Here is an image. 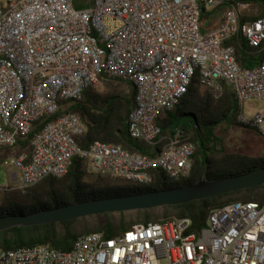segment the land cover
<instances>
[{
	"label": "built area",
	"instance_id": "obj_1",
	"mask_svg": "<svg viewBox=\"0 0 264 264\" xmlns=\"http://www.w3.org/2000/svg\"><path fill=\"white\" fill-rule=\"evenodd\" d=\"M75 2L0 0V149L29 140L26 150L0 164L16 170L19 188L65 178L75 156L91 174L134 186L152 184L156 169L172 181L191 176L195 148L180 129L152 158L99 140L80 148L77 138L87 132L81 115L56 116L105 78L134 91L127 117L133 139L157 143L158 119L185 95L196 72L214 96L221 82L229 84L238 122L264 139V58L244 70L234 48L224 45L239 33L251 47L264 43V15L251 19L260 14L257 5L77 0L76 8ZM203 10L219 17L205 24ZM250 99L259 106L247 116ZM191 226L188 218H171L137 223L110 238L85 234L68 251L46 244L0 249V264H264V201L228 202L209 211L200 231Z\"/></svg>",
	"mask_w": 264,
	"mask_h": 264
},
{
	"label": "trees",
	"instance_id": "obj_2",
	"mask_svg": "<svg viewBox=\"0 0 264 264\" xmlns=\"http://www.w3.org/2000/svg\"><path fill=\"white\" fill-rule=\"evenodd\" d=\"M241 1L260 5L263 8L259 15H253L251 19L264 15V0ZM75 7H80L77 0ZM206 14L203 10L202 20L206 19ZM224 45L234 48L236 61L244 70L255 69L264 58V43L258 48L251 47L240 33L225 41ZM116 81L118 80L105 78V84L113 86V90L107 93L88 90L81 101L70 103L56 117L66 113L81 115L86 123L87 132L84 136L78 137L77 142L84 150H88L94 140H99L120 144L132 152L150 158L159 153L167 137L180 129L195 148L191 176L186 180L172 181L164 171L156 169L152 171L154 181L148 186L133 185L132 188L117 184L99 186L85 181L88 172L87 163L80 156H75L61 189L57 187L59 180L49 177L43 181L46 187L45 198L34 196V199H40L41 203L0 204V217L28 214L76 202L180 187L196 182L202 172L207 180H215L264 168V151L260 155L250 156L229 152L224 145L225 129L221 128L222 125H242L237 120L239 112L235 94L226 82H221L220 95L214 96L208 89H203L199 73L196 72L185 95L171 111L158 119L162 133L157 143L150 145L133 139L129 135L127 117L135 94L132 89L128 95L121 93L116 88ZM19 143V151H24L28 147L29 140ZM235 201H264V186L230 192L178 206L106 213L59 223L14 227L0 232V249L8 250L46 244L52 248L68 251L74 242L85 234L101 232L106 238H110L137 223L165 221L171 218L190 219L192 222L190 231L198 232L205 226L211 209ZM131 214L135 215V219L127 220V216Z\"/></svg>",
	"mask_w": 264,
	"mask_h": 264
},
{
	"label": "water",
	"instance_id": "obj_3",
	"mask_svg": "<svg viewBox=\"0 0 264 264\" xmlns=\"http://www.w3.org/2000/svg\"><path fill=\"white\" fill-rule=\"evenodd\" d=\"M257 186H264V168L215 180H207L202 172L196 182L180 187L133 195L112 196L42 209L28 214L0 217V232L14 227L59 223L106 213H124L178 206Z\"/></svg>",
	"mask_w": 264,
	"mask_h": 264
},
{
	"label": "rangeland",
	"instance_id": "obj_4",
	"mask_svg": "<svg viewBox=\"0 0 264 264\" xmlns=\"http://www.w3.org/2000/svg\"><path fill=\"white\" fill-rule=\"evenodd\" d=\"M261 7L260 5H258ZM116 88L123 93L129 94L131 92V88L121 81L115 82ZM114 87L105 84L104 80L101 85L95 89L98 93H107L113 90ZM203 89H206L205 87ZM222 91V89H221ZM211 93V92H210ZM213 94V93H212ZM219 96V95H218ZM259 106L258 101L256 99H250L245 102L243 112L245 115L250 116L251 111L255 110ZM222 129H225L224 132V145L229 152L232 153H241L250 156L260 155L264 151V139L256 134L254 129L243 126V125H234L227 126L226 124L222 125ZM19 149L14 150L13 153H17ZM10 153V154H11ZM4 154V153H3ZM8 155V154H7ZM12 172H16L13 168H7L4 165L0 164V204H8L10 202H15L16 204H21L24 202L27 203H41L40 199H34V196H38L40 198H45L46 196V187L45 182H41L33 187L28 189L19 188V180H14ZM85 181L88 183H93L96 185H121L123 187L132 188V184L122 183L119 181L112 180L107 177H101L98 175L91 174L89 171L87 172ZM65 184V179H59L57 187L62 188ZM5 188V190L3 189ZM135 219V215L131 214L127 216V220Z\"/></svg>",
	"mask_w": 264,
	"mask_h": 264
},
{
	"label": "crops",
	"instance_id": "obj_5",
	"mask_svg": "<svg viewBox=\"0 0 264 264\" xmlns=\"http://www.w3.org/2000/svg\"><path fill=\"white\" fill-rule=\"evenodd\" d=\"M256 7H259L258 5L256 6ZM260 8V13L263 11V8L262 7H259ZM258 8V9H259ZM216 13V12H215ZM206 17V19L205 20H203V21H205L206 23L205 24H211V23H213V19H215V17H219V16H215V14H214V12H209V13H207L206 15H205ZM211 17H212V19H211ZM216 18V19H217ZM18 150L19 148L17 147V148H15V149H13V150H11V151H3V150H1L0 149V161H2L4 158H7V157H11V156H14V155H16L17 153H18V151H17V153L15 152V153H11V152H14V150ZM4 153V154H3ZM11 153V154H10ZM8 154V155H7ZM15 172H12V175L14 174ZM13 178H14V180H15V177L13 176ZM25 203V202H24ZM27 203V202H26Z\"/></svg>",
	"mask_w": 264,
	"mask_h": 264
}]
</instances>
